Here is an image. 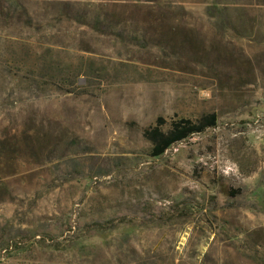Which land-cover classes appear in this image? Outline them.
Here are the masks:
<instances>
[{
  "label": "rangeland",
  "instance_id": "rangeland-1",
  "mask_svg": "<svg viewBox=\"0 0 264 264\" xmlns=\"http://www.w3.org/2000/svg\"><path fill=\"white\" fill-rule=\"evenodd\" d=\"M0 264H264V0H0Z\"/></svg>",
  "mask_w": 264,
  "mask_h": 264
},
{
  "label": "trees",
  "instance_id": "trees-1",
  "mask_svg": "<svg viewBox=\"0 0 264 264\" xmlns=\"http://www.w3.org/2000/svg\"><path fill=\"white\" fill-rule=\"evenodd\" d=\"M186 37H182L179 47L188 44ZM217 123V116L214 113L202 116L196 121L185 118L172 119L167 122L164 118L158 117L154 125L143 131V138L151 147L152 157H161L167 150L175 145L189 139L190 137L204 133L207 129L214 128ZM167 130H164L165 127Z\"/></svg>",
  "mask_w": 264,
  "mask_h": 264
}]
</instances>
